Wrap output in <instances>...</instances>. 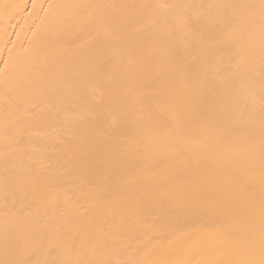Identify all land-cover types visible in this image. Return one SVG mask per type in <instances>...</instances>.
<instances>
[{
    "label": "bare ground",
    "instance_id": "6f19581e",
    "mask_svg": "<svg viewBox=\"0 0 264 264\" xmlns=\"http://www.w3.org/2000/svg\"><path fill=\"white\" fill-rule=\"evenodd\" d=\"M264 0H0V264H260Z\"/></svg>",
    "mask_w": 264,
    "mask_h": 264
},
{
    "label": "snow or ice",
    "instance_id": "6c2138e0",
    "mask_svg": "<svg viewBox=\"0 0 264 264\" xmlns=\"http://www.w3.org/2000/svg\"><path fill=\"white\" fill-rule=\"evenodd\" d=\"M261 255H262V259L260 261V264H264V239H262V243H261Z\"/></svg>",
    "mask_w": 264,
    "mask_h": 264
}]
</instances>
